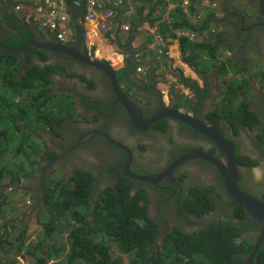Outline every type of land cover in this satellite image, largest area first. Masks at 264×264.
Wrapping results in <instances>:
<instances>
[{
  "label": "flooded vegetation",
  "instance_id": "obj_1",
  "mask_svg": "<svg viewBox=\"0 0 264 264\" xmlns=\"http://www.w3.org/2000/svg\"><path fill=\"white\" fill-rule=\"evenodd\" d=\"M220 1V10L230 15L225 21L226 24L232 22L231 16L237 23L242 24L243 21L248 24L244 31L252 27L250 34L253 41L264 42V29L257 26L261 22L251 18L252 15L260 17L258 0H252L254 6L249 7L253 11V14L249 15L251 17H246L239 9L234 12L231 7L232 0ZM244 3L247 8L248 3ZM14 16L12 7L4 12L0 10V36L12 31L9 19ZM240 29L235 28L233 37L239 33ZM246 35L247 33H243L242 37ZM33 37L37 43H43L38 33L34 32ZM233 37L227 39L226 44H230V47L239 46L240 43L233 40ZM48 41L60 45V42L53 37L48 38ZM64 45H70L81 55L89 57L86 41L77 30L74 32L73 42ZM47 54L46 62L40 61L38 56H35L33 61L41 68L49 65L62 68L64 72H52L50 75L52 84L49 95L53 97H56V94L60 95L57 97L63 98L64 104H67L64 107L70 106L67 107L68 109L55 110L56 113L67 115L63 116L64 119L60 121L58 135L51 128L47 131H40L45 144L44 151L39 153L40 158L36 163L39 172L37 175L42 180L41 192L47 199L49 198L47 192L53 189L54 183L60 180L70 181V177L76 171L90 173L94 188L90 196L93 202L89 210L94 217L93 212L98 207L97 201L108 189L116 186V176L121 174L120 171H123L124 166H127V171L137 175L163 178V180H153L152 183L131 179L133 181L131 194L137 198L149 200V216L155 221L160 232L154 243L155 248L161 245L163 239L167 238L176 227L192 233L213 223H219L223 217L230 218L232 226L242 225L234 216V208L231 206L233 202L223 185L220 172L216 167L198 157L199 151L212 157H220L219 150L207 138L170 116V109L175 108L178 112L180 111L179 113L195 115L211 127L207 117L213 111L211 100L217 96L213 84L208 86L207 94L203 98L195 99L200 100L199 107L189 101H184L183 104L180 101H172L168 105V115L152 126H148L145 121L154 118L160 111V104L164 103L159 91L155 87L142 83L135 82L134 87L129 88L123 84L124 94L134 101L131 100L142 114L143 121L138 116L134 117L133 122L136 127L134 129L130 123V115L116 100L113 89L109 85L110 81L105 74L75 58L49 51ZM92 83H95L96 89L90 86ZM132 93L140 94L151 101L152 105L149 107L141 105L143 103L139 105ZM256 95L258 97L255 101L249 100V108L251 112L260 117L262 124L254 126L253 130L241 124L238 135H236L233 127L222 121V134L235 143L237 154H240V150H244L245 143L250 146L251 151L244 156L257 161V166L238 165L241 176L238 185L244 192L264 201V141L259 139L262 134L261 127L264 125V109L262 108L264 100L259 92ZM258 101L261 108L256 106ZM161 113L166 114L163 110ZM100 134H105V136ZM190 152H192L191 159L180 163L179 161ZM37 181L39 179L35 178L30 183L29 189L33 191ZM197 187L214 190L212 196L217 201L219 209L209 214L204 213L201 217L193 216L180 209L187 199L192 198V190ZM35 200H38V197ZM182 212L188 214V218H183ZM86 216L89 218L88 214ZM29 220L30 216L25 217L21 222L27 223ZM260 235L259 226L253 222L249 229L244 230L241 237H235V240L236 243L241 244L250 238L255 246ZM261 247L264 248V243Z\"/></svg>",
  "mask_w": 264,
  "mask_h": 264
},
{
  "label": "trees",
  "instance_id": "obj_2",
  "mask_svg": "<svg viewBox=\"0 0 264 264\" xmlns=\"http://www.w3.org/2000/svg\"><path fill=\"white\" fill-rule=\"evenodd\" d=\"M8 1L11 5L16 4L15 1V3L12 0ZM67 2L71 12L77 17V21L82 12L76 9L73 10L72 0H67ZM171 16V24H173L171 31L192 28L189 22L185 21L181 12H174ZM208 22H204L200 28L207 26ZM9 23L12 31L0 36V43L11 49L26 47L34 31L24 26L27 24L25 20L15 16L9 19ZM77 28L79 34L84 37L83 28L79 27V24H77ZM198 30L199 28L194 29L196 32ZM181 46L184 55L189 56L192 52L205 54L212 62L217 60L218 51L220 50L218 44L204 41L195 43L192 48L189 47L187 42H184ZM47 52L46 50H38L20 56L5 55L0 52V92H3L0 93V109L7 110L11 108V112L6 117L16 118L17 121L19 119L33 121L38 117L40 120L42 119V122L44 121L45 126L51 128L58 135L60 121L64 118L58 116L61 113L56 114V111H53L55 97L49 95L52 84L50 75L52 72L64 71L59 66L49 65L41 68L33 61V58L38 56L40 61L46 62L48 59ZM184 59L186 61L189 59L192 62L188 57ZM215 64L213 67H215ZM209 68L211 67L209 66ZM219 70L221 74L227 75L229 73L228 63H222ZM180 83L195 94L197 98H203L207 92L205 88L200 87L197 81L184 76L181 77ZM3 95L10 97L6 99ZM234 97L237 98L236 94H234ZM17 98H21L19 102L15 101ZM25 99L29 101L28 106L18 107L17 105H25ZM227 102L228 100H225L218 111L212 112L207 117L214 130L222 133V120L227 121L237 135L241 124L250 130H253L254 126L262 124L260 117L251 112L248 103H240L237 110H235L231 102L229 104ZM37 105L42 109L32 111ZM49 107L51 109H48ZM15 109L18 111L17 113H15ZM31 114L34 116L32 119L29 117ZM2 118L0 117V120ZM16 130L17 132L21 131L18 127H16ZM261 131L262 134L259 139L264 141V125L261 127ZM5 132L6 128L0 126V134L5 135ZM237 163L247 167L257 166V161L252 160L249 156L239 154L237 155ZM116 178V186L105 192L107 199L103 210H106L110 220L99 222L100 225L98 224L99 226L96 229L91 227V221H86L87 216L85 215V211L89 210L92 203L90 196L94 188V181L91 174L84 171L74 172L69 181L73 185L72 188L64 186L63 180L53 184V189L51 188L47 193L49 196L47 203H51L57 210L71 212L70 216L73 217L76 226L71 227L68 233L67 253L61 252V249L57 247L52 248L51 244L47 246V250L50 251L48 256L51 258L49 260L52 261L51 264H121L118 260L113 259L109 246L107 247L104 239L115 244L120 253L128 255L130 264H167L168 261L172 260V264H245L251 255L254 249L253 240L248 238L243 243L238 244L235 237H241L244 230L249 229L253 224V220L243 207L234 203L231 205L235 211L234 216L240 220L241 226L235 225L233 227L229 221L226 223H213L194 233H184L176 227L168 236L166 243L155 249L154 243L160 232L155 221L149 216V200L137 198L131 194L133 184L131 179L123 177L122 174L117 175ZM213 191L212 189L198 187L193 189L192 198L187 199L180 209L197 217L219 209L217 201L212 196ZM55 194L58 195L56 199L52 198ZM6 204L5 196L0 194V218H3ZM79 208L86 209L84 214L79 213ZM97 212L98 210L94 211L93 214L96 216ZM182 217L188 218V214L182 212ZM53 224L54 221H51L50 224L44 225L46 235L44 240L40 237L36 245H29L25 240V227H22L19 237L11 242L10 236L12 233L10 229L16 226L11 227L5 223L0 226V255H3L9 249H14L16 257L28 260L32 264H50L46 253L42 251L45 240L54 233L50 228ZM169 243L171 248L167 246ZM59 254H62V256H58ZM253 263L264 264L263 247L260 248ZM0 264H3V261H0ZM6 264L13 263L8 262Z\"/></svg>",
  "mask_w": 264,
  "mask_h": 264
},
{
  "label": "crops",
  "instance_id": "obj_3",
  "mask_svg": "<svg viewBox=\"0 0 264 264\" xmlns=\"http://www.w3.org/2000/svg\"><path fill=\"white\" fill-rule=\"evenodd\" d=\"M18 1L19 4L22 5L25 15L27 13L28 15L29 14L37 15L39 12V8L44 9L43 6H45V5L41 6V0H18ZM190 2L196 8V11L194 9L191 10L193 14L192 17L194 19L197 18V15H198V19L200 17L203 20L212 15V13L211 15L210 14L207 15L206 8H204L206 5L205 2L196 1L192 3V0H190ZM179 3H181V0H165V1L140 0L136 3V6L134 8V14L132 17H127L123 13L119 14L118 22L117 23L112 22L113 24H115L114 32L105 33V37L107 39L106 44L110 48L109 56L111 57H109V59L113 58V56L116 54H119V56L121 57V60L112 59L110 67L114 69L117 79L120 80L121 82L120 89L122 90L123 93H124V86H122L123 84L127 85L129 88V87H134L133 84H135V82L142 83L144 85H150L152 87H155L156 90H158L159 87H162L161 82L163 81V77L165 75H169L175 80H180L181 77L183 76L191 80H196L201 88L205 85V83L210 85L211 81H213V83L215 82L217 83V87H218L219 81L217 80V76L213 71V67L209 68L208 66L206 70H202L199 69L197 66L193 65L189 59L188 61L184 59L185 57L189 58L191 54L189 56L184 55L181 45H183L184 42H187L189 47L192 48V46L196 42H198V39L196 38L198 35L197 32L194 31V29H197L199 27L193 23L190 24L192 28L171 31L172 29L171 26L173 24L167 23L166 21L168 15L172 13L171 11L173 4L177 5ZM251 6H254V4ZM10 7L11 5L9 3L5 6H2V9L6 11ZM244 7H246L245 3H243V8ZM20 13L22 14V11ZM241 13L247 14L248 12L241 10ZM71 14L73 13L71 12ZM73 16L75 15L73 14ZM216 24L217 23L208 24L207 27L210 29L214 27L216 28L218 27L217 31L220 34L221 28L219 27V25ZM123 25H130L131 26L130 31L128 32L123 31ZM180 33L182 34V36H180ZM190 34H195L196 36L192 37L190 36ZM248 37H250V34L246 36V38ZM94 42L98 44L100 41L99 39H95ZM87 52L89 53L92 52V49L90 50L88 48ZM194 57H196V54ZM203 57L204 59H206L205 56ZM137 66L138 67L141 66L144 72L136 73L135 70ZM106 78L110 81V79L107 76ZM109 85H111V82H109ZM90 86L96 89L95 83H92ZM181 89L182 91L180 90L171 93L170 94L171 96L165 99L166 107L170 105L172 101L174 102L180 101V103L184 101H189V102L191 101V100H187L186 98L188 95V98L191 99L193 98V95L183 87ZM57 96L60 95L56 94V97ZM132 96L135 98L134 99L135 101L139 102L138 103L139 105L141 103H143L141 105L147 107L152 105L151 101L147 100L145 97L141 96L140 94L138 95L136 93H132ZM61 99L64 100L63 98ZM212 101L213 99L211 100V103ZM190 103L193 104L194 106L195 105L197 106L198 100H193ZM213 103H215V101ZM212 110H214V108ZM45 129H49V128L45 126L42 129V131ZM1 136H5V135H1ZM20 171H25V172H22L20 176H16V177L10 176L7 171L2 175L0 174V180L6 179L9 181V179H11L12 180L11 183L14 184L13 192L10 193L5 191V186H3V189H1L0 187V194L4 192V194H6L4 196L7 201L9 200L8 195L13 193L15 194V198L13 199V201H17L20 197L23 198L24 195L27 197L24 205L22 201H20L21 204L18 205L17 207H15L12 204L13 201H11V206L14 207L15 210L10 209V206L8 207L5 206L3 212L4 214L2 217L7 219L6 222H10V224L16 226L15 228L10 230L13 235L15 234L14 236L16 239L17 237H19L22 231V227L19 226L20 225L19 222L24 221V218L26 216L29 217L28 215L32 211V214L30 216L31 221L29 222V224L28 222L26 223L29 226L26 228V232H24V234L27 244H29L30 241L32 242L33 240H35L33 243L34 245H36L40 237L43 240L46 237V236H42L40 232L42 226L44 227V225L46 224L47 218L50 217V214L52 215V213H50L49 209H47V198L44 196V193L41 192L40 186L42 180L40 179V177H38L37 174L33 175V173H31L32 171L30 170H25L24 167H22ZM35 178L37 180L39 179V181L36 182V187L32 191L31 189H29L31 186L30 183L33 182ZM4 184L5 183H3V185ZM36 197H38V200H35ZM28 200H31V205H27L26 202ZM88 211L89 210L85 211V215L89 213ZM27 212L29 214H27ZM41 212L43 213L41 214ZM67 215H69L68 217H71L70 213L69 214L67 212L64 213L65 217H67ZM41 216H46V217L42 218ZM3 218H0V226L1 224H4L2 221ZM69 223L74 224V222H69ZM67 236L68 234L66 235L62 234V228H60L58 229V232L52 234V236L48 238V245L51 244L53 246L52 248L57 247L61 249V252L67 253L68 250ZM8 251H10V249ZM48 253H50L49 250ZM58 256H62V254H59ZM0 257L1 258L4 257V254L0 255ZM53 258L55 259V257ZM49 260H51V258ZM8 262H11L13 264H31L29 261H25V259H22L20 257L14 258V256L11 253L7 257L6 261L3 262V264H6ZM49 263L51 264L52 261L51 262L49 261Z\"/></svg>",
  "mask_w": 264,
  "mask_h": 264
},
{
  "label": "clouds",
  "instance_id": "obj_4",
  "mask_svg": "<svg viewBox=\"0 0 264 264\" xmlns=\"http://www.w3.org/2000/svg\"><path fill=\"white\" fill-rule=\"evenodd\" d=\"M138 1H140V0H138ZM138 1H135V2L131 3L133 8H135L136 3ZM161 1H165V0H161ZM185 1H189L190 4H189L188 7L184 6V2ZM185 1L181 0V3H179L177 5L173 4L171 12L174 13V12H178L179 11V12H181L184 15L185 21H188L189 24H193L194 23L195 25H197L199 27V30L197 32L198 36L196 37L198 39V42L204 41V42H211V43H214V44H218L220 46V50L221 51L220 50L218 51L217 60H219L222 63H228L229 73L227 75H223V74L220 73L219 67L222 65V63L220 65L215 64V67H213V71H214V73L217 76V80L219 81V84H218V87H217V83L216 82L213 83V81H211L210 85L213 84V88L217 92V96L215 98L219 99V101H216L215 98L213 99V101L211 103V106H212V108H214V110L212 112L218 111V109L220 108L221 105H223V102L225 100H228L227 104H229L231 102V104L233 105V103H235V101H234V98H235L234 94L235 93H234V90H233L234 85H232V80H234V79H239V80L243 81L244 84L246 85L247 92L242 94L240 103L246 102L249 105V100H252V101L256 100V97H250L249 96L250 92L252 93V95L253 94L256 95L257 92H259L262 95L263 100H264V69L262 68V65H264V42L261 43V42H259L257 40L253 41L252 36L250 34V31H251L252 27L248 28L246 31H244L247 28L248 24L244 23L243 21H242V24L240 22L237 23V22L233 21V17L231 16L232 22L226 24L225 21L227 20L228 16H230V15L227 14L224 10H220V3H221L220 0H218L219 3L214 1V0H208L210 2V5H208V6L205 5L204 8H206L207 15H209V14L211 15V13H212V15L210 17L204 19V20L202 18H200V17L198 19V15H197V18L194 19L192 17L193 14H192L191 10L194 9L196 11V8L193 6V4H191L190 0H185ZM196 1L206 2L207 0H192V3L196 2ZM232 1H231V3H233ZM72 2H73V0H72ZM9 3H10L9 1L0 0V10H2L4 12V10L2 9V6H5V5L9 4ZM82 3H83L82 4V15L80 17H78L77 21H76L77 17L73 16V14H71L70 7L68 6L67 13H68L69 17H68V21H67V28H68L70 33L68 34V37H67L65 42H62V41L58 40V38H57V35L62 31V28L60 30H58V31H55V32H53V30H48V32L43 30L42 21L44 20V18L42 16V14H44V13H42V12H46L47 13V9H46L45 6H43L44 9L39 8V12H38L37 15H33V14H29L28 15V13L25 15L24 11H23V7H22V5L19 4V1H17L16 4H14V5H11V4L10 5H11V7L14 10L15 17L25 20V22L27 24H25L24 26L29 28V30L31 29L34 32L38 33L42 37L43 43H51V41L50 42L48 41V38H50V37H53L57 41H59L60 45L61 44L64 45V44L72 43L73 42L74 32L76 30L78 31L77 24H79V27H82L83 30H84V37H82V38L84 39V41H86L87 48H89V45L91 43H94V47L92 48V52H91V55L89 54V57L92 60L93 59H97L99 61H102V62L104 61L107 64L111 65L112 59L117 60L118 58L121 59V57L119 56V54H116V55L113 56V58L109 59L108 56L110 54V50L107 49V48H109V46L106 44L107 39L105 37V33L106 32L107 33L114 32L115 24H113L112 22L117 23L118 19H119V14L123 13V14L126 15V11H128V10L126 8H123V7L121 9H119V10L117 9V16L113 20L110 21L111 30L97 32V30H94V26H93L94 24L93 23L86 22V20H85L86 0H84ZM212 4H215L216 7L212 8ZM42 5H44V3L41 0V6ZM231 7L234 10V12H237L236 9L238 7L234 8L232 4H231ZM72 8L75 9V7H72ZM40 9H42V11H40ZM21 11H22V14L20 13ZM246 11L248 12L247 14L246 13H242V14L245 15L246 17H251L249 15L253 14V11L251 9H248ZM187 12H188V15H187ZM133 14H134V9H133V12H132V14L130 16H127V15L126 16L127 17H132ZM171 14H169L167 19H166L167 23H171L172 22ZM258 14L260 16L258 18H257V15H252V16L253 17L255 16L254 17L256 19L255 21L258 20L259 22H261L260 25H257V26L263 28L262 25H261L262 24V16L260 15V13H258ZM253 17H251V18H253ZM206 21H209L208 24L217 23L216 25H219V27L221 28L220 34L217 31L218 27L217 28L214 27V28L210 29V28L207 27L208 24H206L207 26H205L204 28H200V26H202L203 23L206 22ZM125 28H128V29H125ZM130 28H131L130 25H123V31H125V32L130 31ZM228 28H230V30H228ZM235 28H241V29H240L239 33H237L235 35V37H233ZM88 32L91 33V34L95 32V33H97V35H95L94 37L91 36L90 39H87V33ZM243 33H247V35L250 34V37L246 38L247 35L242 37ZM180 36H182L181 33H180ZM190 36L195 37L196 35L195 34H190ZM220 37H221V39H220ZM231 37H233V40H237L240 43V45L236 46V47H232V46L230 47V44H226V40L231 38ZM32 38H34V37L32 36ZM95 39H99L100 42L98 44L95 43L94 42ZM68 46H70V45H68ZM223 49H227L228 52H226L225 54L222 53ZM236 53H238V54H236ZM195 54H196V57H195L196 60H207L208 59V57L205 54H198V53L194 52V56H195ZM203 56H205L206 59H204ZM223 56H224V58H226L225 60L222 58ZM192 64L195 65L194 62ZM138 66H139V64H138ZM138 66L136 67L135 72L136 73H143L144 72L143 68L141 66L140 67H138ZM138 69H141V72H138ZM194 81H196V80H194ZM161 83H162V87L158 88V91H159L158 93L164 100V103H163L164 106H165V101H166L165 99L170 97L171 93H174L176 91L182 90L181 89L182 87L184 89L188 90L189 93H191L193 95V99H189L188 95H187V98H186L187 100L193 101V100L197 99L195 94H193L188 88H186L185 86H183L180 83V80H175L172 77H170L169 75H165L163 77V81ZM215 84H216V86H215ZM210 85L205 83V85L202 88H205L208 91V86H210ZM221 85L225 86L228 89V92L226 91L224 94L222 92H220V86ZM162 91H166V95H164L162 93ZM248 92H249V94H248ZM206 94H207V92H206ZM198 99H201V98H198ZM199 101H198V105L197 106L195 105L196 107L200 106V102ZM214 101H215V103H213ZM240 103L237 104V107H238V105ZM256 106L258 108H261V105L259 104V101H258V104H256ZM262 108L264 109V105L262 106ZM180 114H183V113H180ZM184 115H186V114H184ZM189 116H191V115H189ZM222 121H221V126L223 127ZM225 122L227 124H229L227 121H225ZM32 131H34V130H32ZM40 131H34V134L37 133V134L40 135ZM43 131H47V129H45ZM216 132H218V131H216ZM220 134L223 136L222 133H220ZM40 138H41V136H40ZM238 154H236V159H237V155ZM239 155H244V154L240 153ZM37 169H38V166H37V168L34 166L33 170H37ZM33 172L34 171H32L31 173H33ZM11 182H12V180H11ZM13 186H14V184L11 183L9 186H7L5 188V191L9 192V193L13 192ZM1 189H3V188L1 187ZM2 194L6 195V194H4V192ZM92 202H93V200H92ZM26 203H27V205H31V200H28ZM98 203H99V200L97 201V204ZM31 214H32V211H31L29 216H31ZM94 219H95V216L93 217V220ZM223 219H225V218L224 217L221 218L222 221H220V222H223ZM237 220H239V219H237ZM228 221L231 222L230 218L226 219V222H228ZM4 224H2V225H4ZM7 224L9 225L10 222H7ZM235 225H237V224H234V226ZM19 226L25 227V228L28 227L26 222L25 223L21 222V224ZM74 226H76L75 222H74ZM13 228H15V227H13ZM13 228H11V229H13ZM181 231H183V230H181ZM183 232L184 233H189V232H185V231H183ZM192 233H194V232H192ZM167 238L163 239V243L161 245H158L155 249H157L159 246H163V244L166 243ZM47 249H48V247L46 245H44V249H43L42 252L46 253V257L49 260L50 256H48V250ZM168 262H170V261H168Z\"/></svg>",
  "mask_w": 264,
  "mask_h": 264
},
{
  "label": "rangeland",
  "instance_id": "obj_5",
  "mask_svg": "<svg viewBox=\"0 0 264 264\" xmlns=\"http://www.w3.org/2000/svg\"><path fill=\"white\" fill-rule=\"evenodd\" d=\"M214 1L219 3L218 0H214ZM232 2L233 3H231V4L233 5L234 8L238 7L237 9L243 10V11L248 10V8L251 7V4H254V1H252V0H235V1L233 0ZM244 2L248 3L247 8L246 7L243 8ZM228 30H230V28H228ZM226 52H228L227 49L222 50V53L225 54ZM190 54H191V56L189 58L191 59V61L192 62L196 61L195 65L199 69H202V70H206L208 68V66H210L212 68L215 63L218 65H220L222 63L219 60L212 62V61H210L209 58L207 60H196V58L194 57V52H192ZM222 58L224 60L226 59V58H224V56ZM262 68L264 69V65H262ZM232 85H234L233 90L237 96L236 99L234 98L235 103H233L232 107L235 110H237V104L241 102V96H242V94L247 92V89H246V85L244 84V82L239 80V79L232 80ZM226 91L228 92V89L225 86L221 85L220 86V92H222L224 94ZM0 93H3V92H0ZM248 94H249V92H248ZM253 95L250 92V94H249L250 97H256V98L258 97L257 95H254V96ZM3 96L6 99H9V97H10L8 95H3ZM20 99L21 98H17L15 101L19 102ZM191 99H193V98H191ZM216 101H219V99H216ZM53 102H54L53 110L57 111L58 109L61 110V108H65L64 107L65 106L64 100H62L60 97H55ZM24 104L25 105H17V106L18 107L19 106H22V107L28 106L29 101L27 99H25ZM3 107H5V106H3ZM5 108H7V107H5ZM34 109L38 110V109H42V107L37 105L32 109V111ZM48 109H51V108L49 107ZM0 110H1L0 114L3 115V116L0 115V117H3L0 120V126H3L6 128L5 136H1V134H0V174H4L7 171L9 173V175L12 177L20 176L22 172H25V171H20V169L22 167H24L25 170L34 171L33 174L39 173L37 171L38 169L37 170H33V169H34V166L37 168L36 163L40 158L39 153L44 151V144L45 143L42 142V139L39 137V135L37 133L34 134V131L42 130L45 127L44 121L42 122V119L40 120L38 117H37V119H39V120L33 119V121H29V120L25 121L24 119L23 120L19 119L17 121L16 118L6 117L11 112V110H12L11 108H8L7 110L6 109H0ZM15 110H16L15 113H17L18 112L17 109H15ZM58 116L63 117V116H67V115L65 113H63L62 115H58ZM29 117H30V119H32L34 116L31 114V116H29ZM35 118H36V116H35ZM51 119H52V121H54V119L52 117H51ZM16 127L20 128L21 131L17 132ZM32 130H34V131H32ZM247 147H248V149H247ZM248 151H251L250 146H248L245 143V148L243 151L240 150V153L246 154ZM3 183H5V184L3 185ZM10 184H11V179H9V181L6 179L0 180V187H2V188H3V186H5V188H6ZM63 185L68 187V188H72V185L70 184L69 181L63 180ZM57 196L58 195L55 194V195H53L52 198L56 199ZM8 198H9V200L7 201L6 206L7 207L10 206V209L15 210V208L11 206V201H13V199L15 198V194L14 193L9 194ZM26 198L27 197L24 195L23 198L20 197L17 201H13L12 204L15 207H17L18 205L21 204L20 201H22V203L24 205ZM106 199H107L106 194L104 193L101 196V199H99V204H98L99 209L97 207L98 212H97V215L95 216L94 220H93L92 214L90 213L91 210L88 211L89 212L88 213L89 218H87V222L91 221L90 225L93 229H96L100 225L99 222L101 223L107 219L110 220L108 218V214L106 213V210L105 209L103 210L104 205L106 203ZM47 209H49V211H50V213H52V215H50V217L47 218L46 224H50L51 221H54V224L50 226V228L54 232L53 234L58 232V229H60V228H62V234H64V235L68 234L71 230V227L74 226V224L69 223V222H74V220L72 219L73 217L72 216L68 217L69 215H67V217H65L64 213H66V212L63 210H59V209L57 210L51 203H47ZM85 210H86L85 208H79V213L84 214ZM42 213L43 212H41V214ZM67 213L69 214L71 212L68 211ZM27 214H29V213L27 212ZM41 217L45 218L46 216H41ZM6 220L7 219L3 218V220H2L3 223H7ZM30 221L31 220L28 221V224ZM222 223H226V219H223ZM9 225L13 226L12 224H9ZM40 233L42 236H46L45 235V229L43 226L41 228ZM14 235L12 234L10 236L11 242H13L15 240ZM34 241L35 240H33L32 242L30 241L29 245H34V243H33ZM104 241H105L107 247L109 246V251H110L114 260H118L121 264H130L128 255H124V254L120 253L119 249L117 248V246L115 244H112L111 242H109L105 239H104ZM97 242H99V241H97ZM44 243L47 246L48 245V239H46ZM167 246L171 248L170 243ZM10 253L14 256V258H16V254L14 252V249H10V251H7V252L5 251L3 253L4 257H2V258L0 257V260L3 262L6 261V259ZM25 261H28V260H25ZM172 261L168 262L167 264H172Z\"/></svg>",
  "mask_w": 264,
  "mask_h": 264
},
{
  "label": "water",
  "instance_id": "obj_6",
  "mask_svg": "<svg viewBox=\"0 0 264 264\" xmlns=\"http://www.w3.org/2000/svg\"><path fill=\"white\" fill-rule=\"evenodd\" d=\"M258 4L260 8L259 13L262 16L261 25L264 28V0H258ZM38 50H46L49 52L75 58L80 62H82L83 64L87 66H93L96 69L100 70L103 74H105L110 79L116 100L119 103H121V105L124 107V110L127 111L126 113L130 115L129 118H130L131 126L134 129H136L133 119L135 116H138L139 119L142 120L141 111L122 92V90L120 89V81L119 79H117L114 69H112L110 65L107 64L106 62L104 61L102 62L97 59L92 60L90 57L83 56L80 53H78L76 49L68 45H59L53 43H37L34 38H31L30 43L26 47L20 49H11L0 43V52L5 55L20 56L27 52L38 51ZM162 110L165 111L166 114L161 113ZM170 110H171L170 116L173 119L179 121L185 126L201 134L203 137L207 138L219 150L221 155L220 157H212L206 154L205 152H201V151L198 152V157L205 160L208 164H211L218 169L222 177L223 185L230 199L235 204L243 207L245 211L250 215L253 222L259 226L261 230L260 238L257 244L254 246L251 255L248 257L245 263V264H254L253 260L255 256L258 254L260 250V246L264 243V201L257 199L251 194H248L240 189L238 183L241 179V176L239 174V169L236 159L237 151L235 144L230 139L225 138L220 133L214 131L202 119L197 118L196 116L180 114L175 108ZM167 111L168 108L164 106L163 103H161L160 111L155 115V117L145 122L148 124V126L149 125L152 126L157 121L164 119L168 115ZM100 135L105 136V134H100ZM116 145L117 147L123 149L122 147H120V145L118 144ZM77 147H79V145H77ZM191 154L192 152L187 154L179 162L184 163L189 161L191 159ZM126 167L127 166H124L123 171H120L123 177L125 178L139 180L142 182H150V183H152L153 180H158V179L163 180L162 177L155 178V177L137 175L135 173H132L131 171H127Z\"/></svg>",
  "mask_w": 264,
  "mask_h": 264
},
{
  "label": "built area",
  "instance_id": "obj_7",
  "mask_svg": "<svg viewBox=\"0 0 264 264\" xmlns=\"http://www.w3.org/2000/svg\"><path fill=\"white\" fill-rule=\"evenodd\" d=\"M46 9V12H42L44 20L42 21V28L44 31L53 30V32L58 31L62 28V31L57 35L58 40L65 42L68 34L70 33L67 28L68 21V2L67 0H42ZM84 0H73V3L76 6L82 7V2ZM138 0H86V11H85V20L88 23H93L94 30L107 31L111 30L110 21L117 16V9L126 8V15L130 16L133 12V6L131 3ZM206 5H210V2L207 0ZM189 1L184 2V6H189ZM216 7L215 4H212V8ZM42 11V9H40ZM188 15V12H187ZM128 29V28H125ZM97 33H87V39H90L91 36L94 37ZM94 47V43L89 45L91 50ZM91 55V52L89 53ZM138 72H141V69H138ZM166 95V91H162Z\"/></svg>",
  "mask_w": 264,
  "mask_h": 264
},
{
  "label": "bare ground",
  "instance_id": "obj_8",
  "mask_svg": "<svg viewBox=\"0 0 264 264\" xmlns=\"http://www.w3.org/2000/svg\"><path fill=\"white\" fill-rule=\"evenodd\" d=\"M5 1H8V0H5ZM17 2L18 0H12V2ZM14 2V3H15ZM12 5H14V4H12ZM73 6L75 7V9L76 10H78V11H81L82 12V7L81 6H76L74 3H73ZM107 49H109L110 50V48H107ZM108 57H111V56H108ZM118 60H121L120 58H118Z\"/></svg>",
  "mask_w": 264,
  "mask_h": 264
}]
</instances>
